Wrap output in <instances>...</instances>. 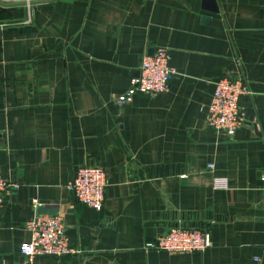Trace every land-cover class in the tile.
Masks as SVG:
<instances>
[{
  "label": "crops",
  "instance_id": "0c3cea01",
  "mask_svg": "<svg viewBox=\"0 0 264 264\" xmlns=\"http://www.w3.org/2000/svg\"><path fill=\"white\" fill-rule=\"evenodd\" d=\"M158 47L176 72L168 90L119 103ZM233 75L248 93L230 137L206 116L214 83ZM86 162L106 175L99 212L67 188ZM0 174L20 183L0 208V264L23 260L25 223L40 215L61 216L79 253L34 264H264V0L6 3ZM172 225L211 246L142 250Z\"/></svg>",
  "mask_w": 264,
  "mask_h": 264
},
{
  "label": "built area",
  "instance_id": "2783aa9c",
  "mask_svg": "<svg viewBox=\"0 0 264 264\" xmlns=\"http://www.w3.org/2000/svg\"><path fill=\"white\" fill-rule=\"evenodd\" d=\"M34 0H0V8L6 3L21 2L29 5ZM170 64L169 50L165 47L155 48L151 55L142 57L140 75L130 82L129 88L118 96L119 103L131 101L136 93L159 94L166 92L175 75ZM248 88L242 75L223 77L214 83V91L208 105L206 122L208 127L218 133L232 137L236 130L245 123V116L239 104L240 96L247 94ZM209 164L207 169H212ZM264 182V174L260 176ZM104 170L89 162L79 166L67 188L76 202L99 212L104 203L106 188ZM20 183L14 177H3L0 174V208L4 205L5 196L17 191ZM36 204V200H32ZM30 238L20 246L23 260L18 264H34L38 255L63 256L79 253L70 246L65 234L63 219L59 215L33 216L25 223ZM211 246L207 232L195 226H171L168 231L142 246L144 252H167L171 254L202 253ZM258 259L255 258V261Z\"/></svg>",
  "mask_w": 264,
  "mask_h": 264
},
{
  "label": "water",
  "instance_id": "95a60500",
  "mask_svg": "<svg viewBox=\"0 0 264 264\" xmlns=\"http://www.w3.org/2000/svg\"><path fill=\"white\" fill-rule=\"evenodd\" d=\"M62 1H64V2H72L73 0H62Z\"/></svg>",
  "mask_w": 264,
  "mask_h": 264
}]
</instances>
